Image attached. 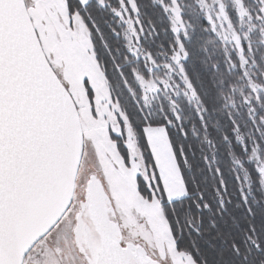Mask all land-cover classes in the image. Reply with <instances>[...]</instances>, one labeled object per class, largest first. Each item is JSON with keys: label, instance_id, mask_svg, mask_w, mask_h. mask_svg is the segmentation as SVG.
<instances>
[{"label": "snow or ice", "instance_id": "snow-or-ice-1", "mask_svg": "<svg viewBox=\"0 0 264 264\" xmlns=\"http://www.w3.org/2000/svg\"><path fill=\"white\" fill-rule=\"evenodd\" d=\"M151 30L141 20L140 0H0V245L10 229L18 232L17 264H49L42 256L54 253L44 248L34 253L37 244L51 237L59 246L74 238L76 226L87 219L90 203L86 196L77 199L76 191L87 183L78 173L88 161L93 130L107 145L105 159L119 161L112 163L113 171L128 177L161 224L153 230L147 217L138 216L135 225L124 226L106 214L119 236L107 242L106 257L96 262L89 253L86 264H208L197 245L213 239L227 244L230 259L222 264H264V201L253 196V184L264 188V140H253L247 156L255 178L241 165L232 188L214 179L207 188L193 182L190 191L181 175L188 149L179 141L186 133L178 101L153 110V101L168 85L152 76L159 61ZM45 39L76 47L81 68L76 91L64 79L63 59L45 53ZM176 44L171 65L183 70L187 53L179 40ZM114 79L119 94L111 88ZM176 82L186 88L190 102L201 103L186 72L183 82ZM256 89L252 83V92ZM242 102L255 123L253 97L246 95ZM197 116L205 119L200 112ZM259 124L264 125V115ZM234 130L239 133L238 127ZM60 145L68 149L63 165ZM234 195L239 197L235 206L246 213L243 229L232 220L236 235L218 227ZM46 204L34 225L43 231L25 243L33 217Z\"/></svg>", "mask_w": 264, "mask_h": 264}, {"label": "trees", "instance_id": "trees-1", "mask_svg": "<svg viewBox=\"0 0 264 264\" xmlns=\"http://www.w3.org/2000/svg\"><path fill=\"white\" fill-rule=\"evenodd\" d=\"M218 2L224 8L225 21H229L226 26H229L227 31L230 33L226 39L221 32L210 27L205 16L206 0H140L141 20L146 31L153 29L148 35L152 37L151 47L159 61L152 74L153 79H164L169 70L175 77L171 79L172 89L161 91L153 101V110L161 103H170L173 99L178 101L186 133V138L179 137V141L188 149L187 163L181 175L190 191L195 190L193 182L197 187L207 188L214 179L217 183L223 180L227 187L232 188L241 165L252 171L253 166L247 160L252 141L259 143V136L264 140V132L259 131L264 128L259 124L260 117L264 115V39L259 29L254 28L264 25L262 4L259 0ZM210 3L216 10L217 4ZM171 7L177 10V20L170 16ZM177 40L187 53L183 70L174 69L170 61L173 50L179 47ZM185 72L198 91L201 101L198 105L188 100L186 88L179 87L176 82H183ZM252 83L257 85L255 92L251 90ZM111 88L119 94V81H111ZM248 93L259 97V103H254L257 109L255 123L249 120L248 107L242 102ZM124 96H127L126 92ZM229 98L232 104L228 103ZM197 112L205 117L203 121ZM237 135L241 140L236 139ZM217 169L219 177H216ZM252 174L255 178L254 171ZM253 196L264 201V188L253 184ZM232 199L233 205L229 206L222 220L218 219V227L223 233L236 235L232 220H237L243 229L246 227L243 223L246 213L242 207L235 206L238 195ZM183 246L192 250L186 242ZM197 246L208 264H222V260L230 259L227 244L221 239L200 241Z\"/></svg>", "mask_w": 264, "mask_h": 264}, {"label": "rangeland", "instance_id": "rangeland-1", "mask_svg": "<svg viewBox=\"0 0 264 264\" xmlns=\"http://www.w3.org/2000/svg\"><path fill=\"white\" fill-rule=\"evenodd\" d=\"M217 4V9L212 6V3ZM262 4V20L264 22V0H259ZM206 17L211 23L213 30L221 32L222 37L226 39L227 31L229 26H226L229 21H225V12L223 6H221L218 0H206ZM239 4V2H238ZM240 5V4H239ZM169 9L170 7L167 6ZM223 8V9H222ZM171 9H175L171 7ZM170 16L173 15L175 20H177V10L175 12L171 11ZM241 15L243 16V11L241 10ZM255 29H259L263 39H264V25L260 27L254 26ZM44 51L45 53L53 52L57 59H63L65 67L63 69L64 79L68 81L72 88L70 90L76 91L78 88V78L81 74L80 60L76 51V47L71 43H65L63 46H58L55 41H50L48 39L44 40ZM245 61L243 60V63ZM172 72L169 70L165 75L164 79L155 81L160 84L163 82L167 84L169 89H172L171 79ZM247 95H251L248 93ZM80 97L82 98V90H80ZM258 95L253 96V102H257ZM93 138V145L89 147V157L88 161L85 163L84 167L78 173L79 180L89 181V174L96 175L102 182L104 190L110 199L111 205L114 209V213L117 221H123L124 226L135 225L138 216L147 217L146 222L149 226L156 230L159 228L161 221L160 218L152 205H148L146 201L140 199V197L135 192V187L133 183L128 179L126 175H117L112 168V163H118V159L114 158L110 163L105 159L104 153L108 151L107 145L104 141L96 138L95 130L88 133ZM122 167V166H121ZM179 182L177 181V184ZM87 184V183H86ZM86 185H82L77 188L76 196L77 199L81 196H85ZM65 221H67V215H65ZM139 230H143V225L140 226ZM55 231V230H54ZM47 241V243H45ZM41 248L46 251H51L54 253L53 256H42V260H47L49 264H52V260H58L59 264H86L84 257L77 251L73 238L67 242H61L59 246L51 239V237H45L44 241H40L33 252H39ZM75 257V260L73 259Z\"/></svg>", "mask_w": 264, "mask_h": 264}, {"label": "water", "instance_id": "water-1", "mask_svg": "<svg viewBox=\"0 0 264 264\" xmlns=\"http://www.w3.org/2000/svg\"><path fill=\"white\" fill-rule=\"evenodd\" d=\"M58 151L63 165V161L68 158V149L64 148L63 145H60ZM61 171H65L63 166L61 167ZM85 196L90 203V208L86 214L87 219L82 221L81 224H78L76 229H74L76 235L73 238V242L80 254L85 253L83 256L85 261L88 259V254L90 253L92 260L98 262L101 258L106 257L109 254L107 242L110 241L114 235L119 236V232L115 231L116 225L108 222V216L106 214L113 215L115 219L116 216L102 182L96 175H92L91 179L87 182ZM46 211L47 204L40 213L33 217L32 222L27 229V239L25 240V243H30L32 239H35V237L43 231V229L36 228L34 225L36 224L39 215L44 214ZM19 245L20 237L18 232L14 228L10 229L7 242L0 245V264H17L19 258L17 255V249Z\"/></svg>", "mask_w": 264, "mask_h": 264}, {"label": "flooded vegetation", "instance_id": "flooded-vegetation-1", "mask_svg": "<svg viewBox=\"0 0 264 264\" xmlns=\"http://www.w3.org/2000/svg\"><path fill=\"white\" fill-rule=\"evenodd\" d=\"M206 15H207V13H206ZM206 15H205V16H206ZM206 19H207V21L209 20L207 17H206ZM208 23H209V25H210V27H211V23H210L209 21H208Z\"/></svg>", "mask_w": 264, "mask_h": 264}]
</instances>
